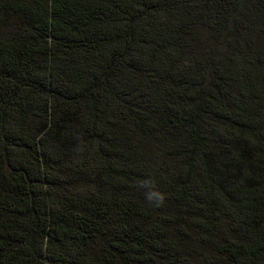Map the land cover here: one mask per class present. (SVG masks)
<instances>
[{
	"label": "trees",
	"instance_id": "trees-1",
	"mask_svg": "<svg viewBox=\"0 0 264 264\" xmlns=\"http://www.w3.org/2000/svg\"><path fill=\"white\" fill-rule=\"evenodd\" d=\"M0 264H264V0H0Z\"/></svg>",
	"mask_w": 264,
	"mask_h": 264
},
{
	"label": "clouds",
	"instance_id": "clouds-1",
	"mask_svg": "<svg viewBox=\"0 0 264 264\" xmlns=\"http://www.w3.org/2000/svg\"><path fill=\"white\" fill-rule=\"evenodd\" d=\"M165 200H166V195L163 193H159L157 194V198L155 199L154 203L156 206H162Z\"/></svg>",
	"mask_w": 264,
	"mask_h": 264
}]
</instances>
